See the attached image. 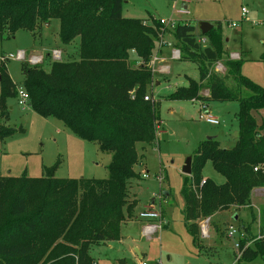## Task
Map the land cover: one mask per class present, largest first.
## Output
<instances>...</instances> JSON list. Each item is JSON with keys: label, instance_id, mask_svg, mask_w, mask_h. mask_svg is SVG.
<instances>
[{"label": "trees", "instance_id": "1", "mask_svg": "<svg viewBox=\"0 0 264 264\" xmlns=\"http://www.w3.org/2000/svg\"><path fill=\"white\" fill-rule=\"evenodd\" d=\"M121 7L122 0H0V41L3 33L34 32L52 20L59 23L62 45L79 40L77 61H53L47 71L24 64L20 87L37 115L60 121L112 157L103 180L57 179L56 166L43 168L36 179L0 177V264H37L41 259L44 264H92L89 247L119 240L123 211L131 217L133 207L126 201L128 184L139 179L134 171L136 145L154 143L158 128L155 102L146 95L152 78L147 63L157 35L143 20L123 18ZM171 35L179 60L197 65L199 81L188 79L169 98L238 105L234 146L221 149L213 139L203 141L191 157L190 176L182 182L183 223L201 253L196 223L218 212L250 207L252 191L264 187V124L258 125L252 115L264 110V88L241 74V56L222 59L219 24L205 35L193 26L177 25ZM129 51L143 62L141 67L128 65ZM218 61H223L234 90L211 72ZM256 62L264 65V53ZM6 63L0 62V143L16 132L5 125L6 101L16 98L17 88ZM205 162L224 179L222 184L202 180ZM255 167L261 168L254 172ZM259 236L238 241V261L264 262V214Z\"/></svg>", "mask_w": 264, "mask_h": 264}, {"label": "rangeland", "instance_id": "2", "mask_svg": "<svg viewBox=\"0 0 264 264\" xmlns=\"http://www.w3.org/2000/svg\"><path fill=\"white\" fill-rule=\"evenodd\" d=\"M121 15L125 19L143 20L157 35L147 63L152 78L146 95L155 102L158 128L154 143L136 145L138 162L134 171L139 179L128 184L126 201L133 207L131 217L123 211L125 221L119 225V240L89 247L92 264H264L261 258L252 262L238 261L239 253L234 246L240 239L243 242L249 236L260 237L264 187L257 188L260 191L257 197H251L250 207L218 212L196 223L201 253L183 223L181 186L185 176L181 173L182 167L206 139L217 141L221 149L234 146V135L238 133L237 103L169 98L178 88L186 87L188 79L199 81L195 63L171 59V51L177 50L171 30L184 24L198 30L202 22L220 25L222 59L235 60L241 56L245 60L241 74L264 88V65L256 62L264 53V0H122ZM160 20L169 23L161 24ZM58 30V21L52 20L47 25H37L34 32L18 30L13 36L2 34L0 55L19 51L25 54V62L10 60L6 63L7 73L17 87L22 85L23 65L30 66L31 57L41 58L36 66L45 71L53 61L78 60L79 40L62 45ZM53 52H58L59 58L53 59ZM128 55L131 68L143 65L133 51ZM210 69L226 79L229 89H235L223 61L215 62ZM205 91L200 93L206 95ZM6 106L5 125L16 132L0 143V177L25 175L36 179L42 176L43 168L56 166L53 176L57 179L107 178L112 157L96 143L81 140L60 121L42 118L28 104L18 106L16 98L8 99ZM252 115L258 125L264 124V110ZM206 116L216 119L218 124L206 123ZM200 176L218 185L224 182L209 162L203 164ZM3 197L7 202V194ZM146 209L161 214V220L156 222L159 227L150 235L144 234L146 224L138 217ZM134 216L136 220L132 219ZM229 227L237 230L232 238L227 236ZM37 264H44L43 259Z\"/></svg>", "mask_w": 264, "mask_h": 264}, {"label": "built area", "instance_id": "3", "mask_svg": "<svg viewBox=\"0 0 264 264\" xmlns=\"http://www.w3.org/2000/svg\"><path fill=\"white\" fill-rule=\"evenodd\" d=\"M241 13H242V15L245 13L244 9L241 10ZM160 23L164 24V23H169V22L164 21V20H160ZM231 26H234V25L232 24ZM196 42L203 46V44H205L206 40L204 38H196ZM167 45H168V47H170L169 44H167ZM52 56H53V59L59 58V53L53 52ZM233 56L236 58L235 54ZM171 59L172 60H179L180 59V51L178 49L177 50L174 49L171 51ZM10 60H17V61L25 62V54L23 52L19 51V52H16V54L0 55V62H8ZM153 60H154V62L156 61L155 58ZM40 62H41V58H37V57H31L28 60V64L30 66H36ZM16 100H17L18 106H23L25 104H28V101H29L27 93L20 86H18L16 88ZM144 100H147V97H145ZM205 121H206V123H208L210 125H217L218 124L217 120L210 117V116H206ZM258 168H261V167H255L253 169L254 172L257 171ZM262 170L264 171V166L262 167ZM143 177L146 178L145 174L143 175ZM138 217L145 222H154V223H148L145 225V227L143 228L145 235L152 234L155 231V229L157 227H159V225H157L156 222L161 220V214L158 211L146 209V210H143L141 213H139ZM236 231H237L236 229L229 227L228 232H227V236L229 238H232L233 235L236 233ZM234 246H235L236 250H239L238 242H236Z\"/></svg>", "mask_w": 264, "mask_h": 264}, {"label": "water", "instance_id": "4", "mask_svg": "<svg viewBox=\"0 0 264 264\" xmlns=\"http://www.w3.org/2000/svg\"><path fill=\"white\" fill-rule=\"evenodd\" d=\"M46 25H47V23H46ZM212 27H213L212 24L202 22V23H200L198 25V31L200 32L201 35H205ZM237 137H238V133H235L234 138H237ZM181 173L184 176H186V177L190 176V173H191V158H188L185 161V164L182 167ZM139 257H140V255L138 254V258Z\"/></svg>", "mask_w": 264, "mask_h": 264}, {"label": "crops", "instance_id": "5", "mask_svg": "<svg viewBox=\"0 0 264 264\" xmlns=\"http://www.w3.org/2000/svg\"><path fill=\"white\" fill-rule=\"evenodd\" d=\"M239 55V54H238ZM237 56V55H236ZM240 56V55H239ZM238 57V56H237ZM260 190L259 189H254L253 191H252V193H251V196H250V200H251V197L254 195V196H256L257 197V193L259 192ZM133 220H136V217L134 216L133 218H132ZM143 223H145V224H148V223H154V222H143ZM145 227V226H144ZM143 227V228H144Z\"/></svg>", "mask_w": 264, "mask_h": 264}]
</instances>
